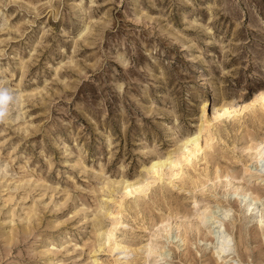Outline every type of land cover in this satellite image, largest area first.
Returning <instances> with one entry per match:
<instances>
[{
  "label": "rangeland",
  "instance_id": "1",
  "mask_svg": "<svg viewBox=\"0 0 264 264\" xmlns=\"http://www.w3.org/2000/svg\"><path fill=\"white\" fill-rule=\"evenodd\" d=\"M262 92L264 0H0V264H264Z\"/></svg>",
  "mask_w": 264,
  "mask_h": 264
},
{
  "label": "bare ground",
  "instance_id": "2",
  "mask_svg": "<svg viewBox=\"0 0 264 264\" xmlns=\"http://www.w3.org/2000/svg\"><path fill=\"white\" fill-rule=\"evenodd\" d=\"M259 99H262L261 101H263L264 99V92H262L260 94V97ZM258 99V100H259ZM260 101V100H259ZM264 104V103H263ZM232 106V105H231ZM230 105H223V107H221L217 112L214 113V119L216 120H219V119H222L224 117H231V115L235 114L236 115V110H234L233 107H231ZM251 106V105H250ZM261 110V109H260ZM204 112V111H203ZM242 112V111H241ZM240 115V114H239ZM213 119V120H214ZM203 127L200 126L199 127V132L198 134H195L194 136L192 137H188V138H185L181 143L180 145L178 146L177 148V151L179 150H182L183 151V154L181 155V158L180 160L178 159L179 163L178 164H181V166L183 165L180 161L182 162H186L187 164L191 163L193 160L196 159L197 157V153H199L200 150H203L201 149L202 146L199 144V138H200V133L202 130ZM183 138V137H182ZM250 142V141H249ZM207 145V144H206ZM188 146H191L189 149H187ZM205 147V146H204ZM203 147V148H204ZM206 148V147H205ZM208 148V147H207ZM210 148V147H209ZM179 149V150H178ZM184 149H186V152L184 151ZM209 150V149H208ZM247 150H249V152L251 153H256L259 158V163H262L264 162V142L260 143V144H249L248 147H247ZM246 151V150H245ZM184 152H185V155H184ZM202 152V151H201ZM248 152V151H246ZM174 154V153H173ZM184 155V156H183ZM199 155V154H198ZM179 156V155H178ZM201 156V155H200ZM204 157V156H203ZM162 158V157H161ZM156 159V160H153L150 164V166L147 168V171L148 172H153V174H157V175H161V172L164 171V168L168 167L171 168L170 166L173 165V166H178L177 163H175L174 161H171L170 162L168 161V159H165V160H162V159ZM183 159V160H182ZM206 160V159H205ZM168 161V162H167ZM177 161V160H176ZM192 164V163H191ZM264 164V163H263ZM262 164V165H263ZM185 165V164H184ZM258 166V168L256 169V171L261 174V176L263 175L264 176V165L263 166ZM180 166V167H181ZM174 168V167H173ZM182 168V167H181ZM166 170H168L166 168ZM164 171V173L166 172H170V171ZM175 170V169H173ZM182 172V170L180 169V171H177L174 172L172 171L169 175V173L167 175H169L171 179H176L177 177H179V174ZM160 173V174H159ZM151 174V173H150ZM165 175V176H167ZM181 175V174H180ZM183 175V174H182ZM181 175V176H182ZM163 175H161L162 177ZM260 176V175H259ZM144 177V176H143ZM168 177V176H167ZM225 177L229 178L230 176L229 175H226ZM125 177L122 179V181H120L121 185H120V188L122 187V191L124 190L125 192V195L128 196V194H132L134 192H132L133 190L136 191V190H140L143 192V189L142 186H144V184L142 185L141 183H143L142 181L143 180H134V182H129L128 180H124ZM181 179V178H180ZM115 180V179H114ZM121 180V179H120ZM119 181V180H118ZM145 181V180H144ZM169 181V180H168ZM194 181V180H193ZM183 182V181H182ZM232 182V181H231ZM115 183V182H114ZM145 183V182H144ZM119 184V182H118ZM181 184V183H180ZM183 184V183H182ZM147 185V184H146ZM145 185V187H146ZM150 184L147 185V187L149 186ZM229 185V184H228ZM106 186V184L104 185ZM114 186V185H113ZM117 186V185H116ZM108 188V186H106ZM119 187V185H118ZM146 187V188H147ZM113 189V188H112ZM117 189V188H116ZM119 189V188H118ZM115 190V189H114ZM113 190V191H114ZM111 191V190H109ZM139 191V192H140ZM138 192V193H139ZM111 193V192H110ZM109 193V194H110ZM112 194V193H111ZM242 194V200H239L241 201V203H243L244 205V208L247 212H249V214H258V224L259 226L262 228H264V210H259L258 206H256V202L252 199H249L246 197V194L244 192L241 193ZM134 195V194H133ZM140 195V194H139ZM205 195V194H204ZM123 196V195H122ZM105 205V204H104ZM102 208V207H101ZM101 210V209H100ZM102 212V211H101ZM201 212V211H200ZM223 213L220 214L218 218H215L212 222L213 224V230H212V233H211V239H212V245H213V249H214V253L219 257V258H223L224 256H227L229 254H231V252L233 251L234 247H233V237L232 235H230L227 230L225 229V226L224 224L222 223L223 220H225L227 217H228V211H222ZM109 214V213H108ZM112 214V213H111ZM204 213L201 212L200 214L197 215L196 219H199L201 222L204 220ZM28 217V216H27ZM257 217V216H256ZM190 219V218H188ZM185 220V219H184ZM188 221V220H187ZM199 222V223H201ZM115 223V222H114ZM164 224V223H163ZM162 224V225H163ZM165 225V224H164ZM163 225V226H164ZM197 233H199L200 229L199 228H196L195 229ZM94 231V230H93ZM111 231V230H110ZM165 231V230H164ZM111 237V236H110ZM113 238V237H112ZM181 240V239H180ZM185 241V240H184ZM183 242V241H182ZM94 245L96 244L95 242H93ZM103 243V242H102ZM101 243V244H102ZM185 245V243H183ZM94 245L92 247H94ZM151 245V244H150ZM91 247V248H92ZM101 247V246H100ZM151 247V246H150ZM149 247V248H150ZM114 249H120V250H124V252H121V253H125V248L123 246H121L120 244H117L113 247ZM96 249V248H95ZM94 250V248H92V251ZM113 250V249H112ZM153 250V249H151ZM154 251V250H153ZM130 252V251H129ZM150 252V251H149ZM156 252V251H155ZM151 254V253H150ZM161 259L165 258L164 254L160 253L159 254ZM90 257V256H89ZM166 259V258H165ZM92 261V260H91ZM165 264V263H164ZM190 264V263H189Z\"/></svg>",
  "mask_w": 264,
  "mask_h": 264
}]
</instances>
